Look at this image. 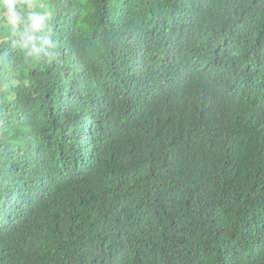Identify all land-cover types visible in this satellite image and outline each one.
<instances>
[{"label":"trees","instance_id":"1","mask_svg":"<svg viewBox=\"0 0 264 264\" xmlns=\"http://www.w3.org/2000/svg\"><path fill=\"white\" fill-rule=\"evenodd\" d=\"M17 3L0 264H264V0Z\"/></svg>","mask_w":264,"mask_h":264},{"label":"clouds","instance_id":"2","mask_svg":"<svg viewBox=\"0 0 264 264\" xmlns=\"http://www.w3.org/2000/svg\"><path fill=\"white\" fill-rule=\"evenodd\" d=\"M0 7L3 9V12L0 14H2L4 20L10 24H15L23 15L27 14V10H25L22 5H18L17 0H0ZM27 7L29 9L31 5Z\"/></svg>","mask_w":264,"mask_h":264}]
</instances>
